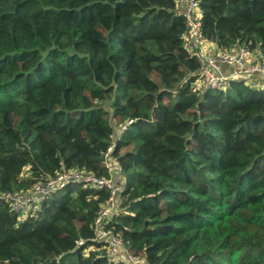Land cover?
I'll return each instance as SVG.
<instances>
[{
    "label": "trees",
    "instance_id": "1",
    "mask_svg": "<svg viewBox=\"0 0 264 264\" xmlns=\"http://www.w3.org/2000/svg\"><path fill=\"white\" fill-rule=\"evenodd\" d=\"M197 1L204 40L264 57V0ZM185 31L175 0H0V264H124L92 242L108 191L69 184L25 219L1 198L64 169L107 178L111 145L106 227L133 255L264 264V87L194 91Z\"/></svg>",
    "mask_w": 264,
    "mask_h": 264
},
{
    "label": "built area",
    "instance_id": "2",
    "mask_svg": "<svg viewBox=\"0 0 264 264\" xmlns=\"http://www.w3.org/2000/svg\"><path fill=\"white\" fill-rule=\"evenodd\" d=\"M177 16L186 25L182 45L187 53L200 62L199 78L193 84L194 91L224 90L231 81H241L252 88L264 87V57L258 51L236 45L229 50H219L215 44L204 40L200 34L201 11L197 0H175ZM228 68V72L223 71ZM131 121L128 123L130 124ZM127 124L120 127L126 129ZM104 164L109 177H97L79 170H62L54 178L39 182L26 191L7 192L1 195L10 209L20 215V219L35 214L47 197L69 184L89 186L106 190L110 196L100 204L93 224L92 242L102 244L105 256L116 263L148 264L144 256H135L125 246L119 235L106 227L111 217L120 208V194L124 190V177L118 160L113 155V145L104 153ZM76 241V247L83 245Z\"/></svg>",
    "mask_w": 264,
    "mask_h": 264
},
{
    "label": "crops",
    "instance_id": "3",
    "mask_svg": "<svg viewBox=\"0 0 264 264\" xmlns=\"http://www.w3.org/2000/svg\"><path fill=\"white\" fill-rule=\"evenodd\" d=\"M228 68H226V67H223V71H225V72H228Z\"/></svg>",
    "mask_w": 264,
    "mask_h": 264
},
{
    "label": "bare ground",
    "instance_id": "4",
    "mask_svg": "<svg viewBox=\"0 0 264 264\" xmlns=\"http://www.w3.org/2000/svg\"><path fill=\"white\" fill-rule=\"evenodd\" d=\"M8 204V203H7Z\"/></svg>",
    "mask_w": 264,
    "mask_h": 264
}]
</instances>
